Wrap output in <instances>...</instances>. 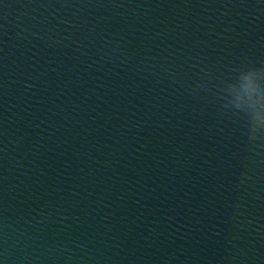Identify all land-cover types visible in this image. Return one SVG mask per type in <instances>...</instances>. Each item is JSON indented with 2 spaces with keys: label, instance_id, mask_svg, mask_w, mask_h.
<instances>
[{
  "label": "water",
  "instance_id": "obj_1",
  "mask_svg": "<svg viewBox=\"0 0 264 264\" xmlns=\"http://www.w3.org/2000/svg\"><path fill=\"white\" fill-rule=\"evenodd\" d=\"M264 0H0V264H264Z\"/></svg>",
  "mask_w": 264,
  "mask_h": 264
},
{
  "label": "clouds",
  "instance_id": "obj_2",
  "mask_svg": "<svg viewBox=\"0 0 264 264\" xmlns=\"http://www.w3.org/2000/svg\"><path fill=\"white\" fill-rule=\"evenodd\" d=\"M249 105L245 114V119L251 123L256 131L264 129V97L258 90L249 85L248 88Z\"/></svg>",
  "mask_w": 264,
  "mask_h": 264
}]
</instances>
